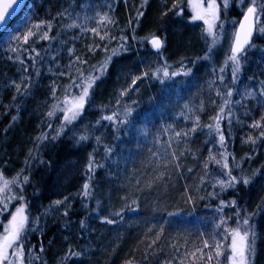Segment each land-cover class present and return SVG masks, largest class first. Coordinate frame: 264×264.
<instances>
[{"label":"trees","instance_id":"obj_1","mask_svg":"<svg viewBox=\"0 0 264 264\" xmlns=\"http://www.w3.org/2000/svg\"><path fill=\"white\" fill-rule=\"evenodd\" d=\"M178 1L29 0L0 35L27 36L0 49L17 80L0 88V171L34 264H229L236 231L264 264V36L234 77L202 57ZM87 75L73 123L55 120V96Z\"/></svg>","mask_w":264,"mask_h":264},{"label":"rangeland","instance_id":"obj_2","mask_svg":"<svg viewBox=\"0 0 264 264\" xmlns=\"http://www.w3.org/2000/svg\"><path fill=\"white\" fill-rule=\"evenodd\" d=\"M174 2H176V0H174ZM210 4L215 7L209 8ZM260 4V0H183L178 1L177 4L175 3L176 6L173 7L175 10L179 8L178 10L182 9L187 13L185 18L189 23L193 24L192 28L195 30L196 36L205 42V46H201L197 49L202 52V57L204 59L213 63L221 64L230 61L234 65H236L238 61L239 64L244 65L247 61L249 62L251 59L256 57L257 51L261 46L259 43L262 41L261 39L264 36V12ZM194 6H196V11H193ZM250 6L254 8L256 27L255 37L258 38V40L249 46V49L247 48L240 55H236L237 60L233 61V53L231 51L232 39L242 13ZM177 14H181V11H177L176 15ZM197 14L203 15L204 19H193V17ZM205 19L208 20L209 23H205ZM18 33L19 32H17V30L14 32L10 31L0 38V49L2 52H8V59L15 51H17L18 46L27 40V36L22 37L21 34ZM153 35H156L155 32L150 33L147 40ZM163 45L162 39V46ZM256 49L258 50L255 51ZM75 61H78V59L71 58L69 61L70 67L76 63ZM86 67L87 66H82L81 69L73 72V75H77L76 73H86ZM71 68H73V66ZM88 75L80 83L81 85L76 92L70 91L65 95L55 96L52 101V109L50 111V114L54 116L55 120L62 119L65 123H73V120L69 121L65 117L71 115L69 109L76 110V105L80 103L79 97L83 95L85 89H89V82H91V78ZM16 83L17 80H15L14 77L7 75V72H2L0 74V88L5 89L14 85L16 86ZM223 182L226 184V181ZM223 182L221 181V183ZM10 183L9 178H7V176L0 171V207L5 213V215H3L4 218L2 213L0 214V264H34L40 259L39 253L41 248L39 247L35 250L33 246H27L26 243L22 241L21 232L25 230V225L24 229L19 233V236L12 240L11 247H8V242L4 240L5 236H9L10 238L13 237V233L15 231L12 222L13 216H16L15 224H20L21 222L24 224L23 208L20 205H14L12 207L8 206L11 205L12 201H14L10 196L12 192L10 191ZM17 209H22V211L17 212ZM250 214L251 213L247 214V219H249ZM5 228H7V231H5ZM237 232L238 231L235 233ZM245 232H247V237L243 244L245 250L243 259L239 254V249L241 248L239 236H236L237 244L235 253L232 248V240L235 233L230 236V254L228 255L229 264H241V262L242 264H252V243L254 238L252 240L250 239L253 232H251V234L248 231ZM245 232L238 233L243 236ZM249 245L251 246L250 252L248 250Z\"/></svg>","mask_w":264,"mask_h":264},{"label":"snow or ice","instance_id":"obj_3","mask_svg":"<svg viewBox=\"0 0 264 264\" xmlns=\"http://www.w3.org/2000/svg\"><path fill=\"white\" fill-rule=\"evenodd\" d=\"M19 4V0H11V2L9 3H6L3 5L2 8H0V27L4 26L6 23H7V18L8 17H11V15L16 11V6ZM215 6L210 4L209 5V8H214ZM196 6L193 7V11H196ZM254 12V8L252 7H249L247 9V13L248 15H245L244 16V21H248L249 19V15H251L252 13ZM193 19H204V16L203 15H200V14H197L195 17H193ZM205 23H209L208 20H204ZM71 27V25H70ZM240 29L241 30H245V23H240L239 25ZM252 30H251V26L248 27V29L246 31H244V38L243 40H241V36H240V33H237V36H236V46L233 48V56H232V59L233 61H236L237 58H236V55L235 53L236 52H239L243 49L244 45L247 44L249 41H248V38L252 36ZM152 45L156 48V49H159L161 47V41L158 39V38H154L152 41H151ZM239 62L237 61L236 63V66H235V69L233 71V76L235 77L236 75V72L239 71ZM169 73L167 70H163V76L164 77H168ZM230 94V93H229ZM88 95V90L85 89L84 92H83V95H81L79 97V100H80V103H78L76 105V110H73V109H69V111L71 112V115L70 116H66L65 118L68 119L69 121L71 120H74L76 118V116L79 114V109H82L83 108V100L84 98ZM131 112V109H129L125 115H127L128 113ZM106 120L108 121H112L113 120V116H107L105 117ZM217 127H219V125H217ZM87 137L86 136H81L80 137V140L83 141V140H86ZM224 136L221 135L220 136V141L223 142L224 141ZM227 165H225L226 167ZM27 179V178H25ZM235 177H232V180L235 181ZM246 183V181H245ZM84 188L87 189L88 188V185L85 184L84 185ZM85 195H87V193H85ZM59 203V201L57 202ZM22 209H17V212H21ZM15 221H16V216H13L12 217V222H13V226H14V233H13V237L10 238L9 236H5L4 237V240L8 242V247H11V244H12V240L17 238L19 236V233L24 229V224L23 222H21L20 224H15ZM108 223H112V220H108L107 221ZM243 224L244 225H248L249 224V220L247 218L243 219ZM5 231H7V228H5ZM236 236H239V239L241 241V248L239 249V254L241 256V258L243 259L244 255H245V250H244V247H243V244H244V241L246 240V237H247V232H245V234L243 236H241L238 232L235 233L234 237H233V240H232V248H233V252L235 253L236 251V244H237V240H236ZM248 250L249 252L251 251V246L249 245L248 247ZM242 264V262H241Z\"/></svg>","mask_w":264,"mask_h":264},{"label":"water","instance_id":"obj_4","mask_svg":"<svg viewBox=\"0 0 264 264\" xmlns=\"http://www.w3.org/2000/svg\"><path fill=\"white\" fill-rule=\"evenodd\" d=\"M28 1L29 0H19V4L16 6V11L11 15V17H8L7 18V23L4 26L0 27V34L8 27V25L13 21V19L16 18L22 12V10L24 9V7L28 3ZM9 2H11V0H0V8H2L4 4L9 3ZM250 7H252V6H250ZM247 9L244 10V12L242 13V15H241V17H240V19L238 21L237 28H236V31L234 33V36H233V39H232V43H231V51H232V53H233V48L236 46V36H237V33H240L241 40H243V38H244V31H246L248 29V27L251 26V30H252V33L253 34H252L251 37L248 38V41L249 42L244 45V47H243V49L241 51L236 52L235 55H239L243 51H245L249 47V45L251 44V42H252V40L254 38V35H255V31H256V27H255V13L253 12L251 15H249L248 21L245 22L244 21V16L245 15H248ZM240 23H245V25H246L245 30H241L240 29V27H239ZM154 38H158L161 41V46H162V40H161V38L158 35H154V36H152V37L149 38V43H150L151 47L153 49H156L152 45V43H151V41Z\"/></svg>","mask_w":264,"mask_h":264}]
</instances>
